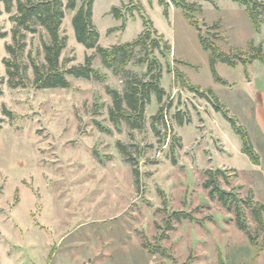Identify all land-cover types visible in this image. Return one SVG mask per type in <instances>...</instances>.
I'll use <instances>...</instances> for the list:
<instances>
[{
	"label": "rangeland",
	"instance_id": "obj_1",
	"mask_svg": "<svg viewBox=\"0 0 264 264\" xmlns=\"http://www.w3.org/2000/svg\"><path fill=\"white\" fill-rule=\"evenodd\" d=\"M165 1L168 18L159 0L94 2L100 45L136 39L144 29L142 15L171 44V50L163 43L150 55L162 69L167 124L152 123L160 107L154 94L141 130L125 123L118 128L111 121L113 98L107 88L123 92L125 78L104 66L97 54L93 66L106 74L105 81L69 76L68 89L32 85L31 56L45 62L48 37L42 28L27 34L22 57L31 83L12 88L4 58L10 57L6 46L13 42L10 16L16 8L8 13L1 4L0 28L8 34L0 37V264H264V250L256 257L258 247L238 228L235 210L210 199L203 185L208 169H221L229 177L226 182L219 176L222 188L264 202L261 157L254 167L230 122L182 81L212 88L259 148L253 105L262 96L253 88L264 89V63L255 60L247 70L219 62L218 73L232 85L216 82L197 29L173 0ZM186 1L203 7L196 14L202 34L223 51L247 50L250 41L263 42L264 48V25L257 32L244 6L232 0ZM114 6L126 17L123 28L110 13ZM73 14L65 9L61 27L68 36L61 56V61L68 59L66 67L83 64L95 53L77 41ZM144 54L138 48L135 58ZM127 69L149 79L147 64L131 62ZM248 72L254 87L245 80ZM242 206L249 229L259 230L251 208ZM175 211L191 212L203 223L183 220L171 228L168 219ZM263 237L260 230L258 241ZM143 243L166 254H152Z\"/></svg>",
	"mask_w": 264,
	"mask_h": 264
},
{
	"label": "trees",
	"instance_id": "obj_2",
	"mask_svg": "<svg viewBox=\"0 0 264 264\" xmlns=\"http://www.w3.org/2000/svg\"><path fill=\"white\" fill-rule=\"evenodd\" d=\"M159 1L164 7V15L168 18L169 3L165 0ZM173 1L177 7L183 9L189 23L197 29L203 48L209 51L210 67L216 82L230 85L228 80L223 78L216 69V65L219 62L226 63L230 66L242 64L245 68L255 60L264 63L263 42L256 45L254 41H250L247 50H236L230 53L225 52L213 39L202 34L200 22L196 18V14L203 11L201 5L189 3L186 0ZM232 1L245 7L254 29L260 32L264 25V0ZM94 2L95 0H68L66 3L64 0H0V14L3 13L1 4L4 5V10L8 13H12L14 8H16V12L10 16L11 21L14 22L12 29L13 42L6 46L10 57L4 58L9 76V85L12 88H18L27 87L31 83L26 74L28 65L23 63L22 57L27 47V34H35L42 28L48 37L43 43L45 62L40 63L36 58L31 56L30 61L34 73L33 86L37 89H68L71 87L69 76L88 80L95 79L101 82L105 81L106 74L100 72L93 66V59L97 54L100 56L104 66L112 69L117 75L122 74L125 78L126 85L123 92L117 89L107 88L108 93L113 98V105L110 108V119L115 126L119 128L122 123H125L130 129H144L147 122L146 109L152 102V96L154 94L160 107L152 115V123L154 126L159 122L166 125V107L169 105L165 106L162 104L164 97L167 95L166 89L160 84L163 77L162 69L156 58H150V55L155 49L163 48V43L166 49L171 50L170 42L164 40V35L159 33L151 19L142 15L144 29L136 39L115 44L111 47L100 45V32L93 21ZM66 8L74 12L72 25L77 41L86 48L95 50V53L86 56L83 64L72 65L70 67H66L68 59L61 61L62 52L67 47L68 40V36L61 32ZM110 13L116 19L122 20L121 27L123 28L126 23V17L121 8L114 6L110 10ZM217 27L218 23L212 25V28ZM115 29L114 27L109 28L108 33L113 32ZM7 34L6 31H2L0 28V37H6ZM138 48L145 52V54L135 58ZM131 62L134 64H147V75L149 79L144 80L128 70L127 66ZM182 81H184L183 84L189 89L196 91L202 97L208 99L217 112L222 113L230 122L234 132L241 137L242 152L248 155L254 164H259L260 155L255 150L248 131L230 114V110L219 99L214 90L212 88L202 90L199 85H192L190 82H186L185 79ZM176 117L183 123V117L180 112L176 113ZM118 145L125 154L128 152L122 142H118ZM134 174L136 182L139 184L140 175L138 169H134ZM207 174L208 177L203 185L208 190L210 199H217L228 210H235L238 228L246 233L253 245L258 247L256 254V257H258L260 252L264 250V237L262 242L258 241L259 231H264V202L254 201L252 197L244 199L237 193L222 188L219 184V176H223L226 182H229V177L221 169H208ZM243 204L251 208L252 215L259 225V230L252 232L249 229L242 206ZM183 220L200 224L203 223L202 219L196 218L191 212L175 211L168 219V226L171 227L172 222L177 223ZM143 247L152 254H166L165 250L158 246L151 248L150 245L143 243ZM220 264H223V261Z\"/></svg>",
	"mask_w": 264,
	"mask_h": 264
},
{
	"label": "crops",
	"instance_id": "obj_3",
	"mask_svg": "<svg viewBox=\"0 0 264 264\" xmlns=\"http://www.w3.org/2000/svg\"><path fill=\"white\" fill-rule=\"evenodd\" d=\"M249 67L250 66L248 65L247 70ZM248 77H249L248 79H245L247 81V84L249 86L254 87L255 78L253 77V75L250 72H248ZM230 85H232V84L230 83ZM253 89H254V92L261 91V96H262L260 100L258 98L259 102L257 101L256 104L253 105V117H254V123L258 129L256 133H257L259 148L256 147L257 145L254 144L252 139H251V141L253 143L255 150L259 153V155L261 157V162L263 163V166H264V89H261L258 91L255 87ZM250 138H251V136H250ZM254 167H255V164H254ZM263 173H264V171H263Z\"/></svg>",
	"mask_w": 264,
	"mask_h": 264
},
{
	"label": "built area",
	"instance_id": "obj_4",
	"mask_svg": "<svg viewBox=\"0 0 264 264\" xmlns=\"http://www.w3.org/2000/svg\"><path fill=\"white\" fill-rule=\"evenodd\" d=\"M167 117V116H166Z\"/></svg>",
	"mask_w": 264,
	"mask_h": 264
}]
</instances>
